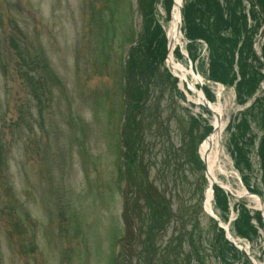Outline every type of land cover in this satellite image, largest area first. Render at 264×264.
Here are the masks:
<instances>
[{
	"label": "rangeland",
	"instance_id": "374dc122",
	"mask_svg": "<svg viewBox=\"0 0 264 264\" xmlns=\"http://www.w3.org/2000/svg\"><path fill=\"white\" fill-rule=\"evenodd\" d=\"M240 1L254 40L247 63L261 72L253 96L244 103L238 96L237 53L235 85L220 87L206 79V44L197 42L191 52L212 104L222 109L217 180L241 196L232 205L244 199L257 209L260 198L245 185L263 194L264 63L257 58L264 59V18L251 17L260 14L254 0ZM169 2L158 1L161 16L154 9L162 32L170 27ZM144 22L138 0H0V264H264L263 233L236 236L254 261L240 251L226 253V262L218 255L217 222L205 210L208 187L198 162L214 116L176 83L180 95L167 64L154 78L136 70L128 79L129 51ZM181 57L176 60L190 69ZM188 81L200 89L191 75ZM136 83L148 88L137 186L122 155L125 92ZM235 143L247 150L250 168L236 165ZM147 191L161 206V232L148 227L156 203ZM212 206L235 235L237 212Z\"/></svg>",
	"mask_w": 264,
	"mask_h": 264
},
{
	"label": "trees",
	"instance_id": "16d2710c",
	"mask_svg": "<svg viewBox=\"0 0 264 264\" xmlns=\"http://www.w3.org/2000/svg\"><path fill=\"white\" fill-rule=\"evenodd\" d=\"M154 2V0H138L139 11L143 15L145 22L139 41L130 49V57L127 61L129 80L136 70L139 74L146 73L152 75L154 78L166 55V39L163 36L161 26L154 17ZM224 3L223 5L219 0H186L183 9L186 36L192 42H195L197 39H204L208 43L210 48L209 77L225 85L232 86L235 84L236 76L233 73V65L236 53L239 55L241 80L236 84V87L240 101L244 103V97L253 96L256 83L261 77V72L259 71V73H257V71H255L257 68L247 63L248 53L251 51L253 53V34L247 27L246 16L240 11L241 1L225 0ZM171 4L172 3L169 2L167 7L170 8ZM257 4L259 5L260 12L264 15V0H257ZM251 17L255 20H259L260 14L258 13V16H256V14L253 13ZM227 31L229 35H225ZM242 38L244 39L242 40ZM241 40L243 41L242 45H240ZM193 47V45L190 46V48ZM250 73H252L251 77ZM174 82H176L175 79ZM207 93L210 99H214L213 94L209 90H207ZM147 94V85L136 83L135 85L131 84L129 86L130 100L127 103L128 113L123 129L126 134V139L124 141V145L128 151L126 154L130 160V163H126L132 168V177L134 175L133 168H140L137 155L145 145L143 124H140V117L142 111L148 108L146 102ZM140 126L142 128H140ZM238 128H240L241 132L247 131L245 122L241 126H238ZM233 152L237 155V166L240 167V162H242L245 163L248 168L251 167L246 155L247 150L245 151L239 144L235 143ZM259 153L262 161L264 184V138L262 139ZM198 162H200V158ZM138 173L141 172L139 171ZM147 187L148 186L143 188L146 189ZM151 195L152 193L150 191L146 192V197L149 198L150 202L156 203L152 206L154 211L150 210L148 227L151 232H161V206L158 208L159 201L150 198ZM215 199L217 207L222 212L228 213L229 196L218 186H215ZM254 218L257 220L258 225L264 230V222L260 212L256 211L254 215H251V211L242 201L240 203V216L234 223L237 234L251 240L253 237H257L258 228L253 223ZM154 219L158 220H155L154 223ZM218 233V237H220L216 239V242L219 244V249L217 248L219 251L218 255L226 262V253H229V251L239 252V250L226 240L222 229H218ZM244 257L246 261H249L246 255H244Z\"/></svg>",
	"mask_w": 264,
	"mask_h": 264
},
{
	"label": "bare ground",
	"instance_id": "6f19581e",
	"mask_svg": "<svg viewBox=\"0 0 264 264\" xmlns=\"http://www.w3.org/2000/svg\"><path fill=\"white\" fill-rule=\"evenodd\" d=\"M177 5L181 2V0H176ZM179 9L178 6L175 7V13H174V21H172V24L169 28V34L171 38H174L176 40L182 39V35L179 34L178 30L176 29L177 21L179 20ZM170 64L174 66L175 68L183 70L182 73V79L188 78V74L190 73V70L186 68L185 66L181 64H177L174 62L173 58H170ZM192 88L195 89L193 85H191ZM199 99L197 101H201L202 93L199 92ZM211 109L218 113V117H215L213 124L215 126V132L209 137V139L203 144L202 146V153L206 158L207 161V167L210 174V178L212 180H217V177L215 175V170L222 166L220 165V162L222 161V157L224 154V150L220 148V141H221V134L224 128V125L222 123V109L221 105L216 107L215 105H210ZM213 198V192L210 191L208 194L207 199V208L210 209V205Z\"/></svg>",
	"mask_w": 264,
	"mask_h": 264
},
{
	"label": "water",
	"instance_id": "95a60500",
	"mask_svg": "<svg viewBox=\"0 0 264 264\" xmlns=\"http://www.w3.org/2000/svg\"><path fill=\"white\" fill-rule=\"evenodd\" d=\"M180 15L182 17V11L181 10H180ZM180 28H181V23H179V25H178V30H180Z\"/></svg>",
	"mask_w": 264,
	"mask_h": 264
}]
</instances>
